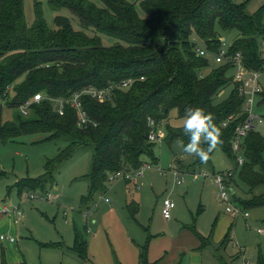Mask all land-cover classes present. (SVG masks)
Instances as JSON below:
<instances>
[{
  "label": "trees",
  "instance_id": "trees-1",
  "mask_svg": "<svg viewBox=\"0 0 264 264\" xmlns=\"http://www.w3.org/2000/svg\"><path fill=\"white\" fill-rule=\"evenodd\" d=\"M49 5L55 12L68 10L81 28L61 15L55 18V28L49 27L38 2L35 20L28 25L24 0H0V103L14 111L8 121L0 113V144L41 135L44 138L34 143H66L55 158L47 160L42 176L21 179L10 190L20 197L27 192L50 193L57 168L80 148L91 147L88 193L81 198V206L88 209L109 193L111 173L159 163L156 144L148 140L153 119L162 124L169 145L180 140L188 149L195 138L203 137L201 154L193 164L186 169L178 162L183 173L213 166L212 156L220 149L234 164L231 183L236 184L237 177L252 195L238 203L245 210L264 207L260 192L264 189V134L258 129L248 132L241 142L244 163L239 166L233 143L247 115L238 84L229 74L233 65L216 64L207 72L212 59L198 56L192 42L197 36L213 55L221 47L222 36L236 31L229 55L240 52L248 69L264 72V5L255 13H249L245 3L232 0H49ZM103 36L116 43L105 45ZM130 79L132 86L120 88ZM229 85L231 94L219 101L220 92ZM90 87L112 88V98L99 102L84 95L91 124L80 129L77 112L65 106L60 114L54 102ZM38 94L42 100L32 104L27 116L22 114L20 108ZM260 97L264 103V90ZM173 110L186 120L184 127L169 124ZM6 176L0 163V182ZM127 210L135 219L140 207L131 202ZM191 230L200 240V249L211 244L194 227ZM231 232L232 227L225 242ZM151 240L139 248L140 264H152L148 258ZM72 250L81 260L87 259L88 242L77 229ZM259 262L264 264L262 258Z\"/></svg>",
  "mask_w": 264,
  "mask_h": 264
},
{
  "label": "rangeland",
  "instance_id": "rangeland-1",
  "mask_svg": "<svg viewBox=\"0 0 264 264\" xmlns=\"http://www.w3.org/2000/svg\"><path fill=\"white\" fill-rule=\"evenodd\" d=\"M232 1L245 3L249 13H255L264 5V0ZM36 2L42 4L49 27L55 28V18L61 15L70 18L75 28H81L78 18L68 10L53 11L49 0H24L28 25L35 20ZM222 37L227 44H231L237 32L232 31ZM102 38L105 45L116 43L111 37ZM192 42L197 48H204V43L195 35ZM210 64L207 72L218 67L213 60ZM229 74L233 75L234 72ZM261 86L264 90V72L261 73ZM232 90V85H229L217 99L222 101ZM0 113L3 120L8 121L12 120L14 111L2 101ZM254 113L264 118L261 97L256 101ZM169 124L182 128L186 120L179 118L177 111L173 110ZM258 130L264 134V124ZM43 138L42 135L23 137L5 145L0 144L1 168L7 173L0 182V215L3 206L9 209L19 206L24 215L18 224L14 219L0 224V231L6 237L16 239L15 244L5 243L6 264H140L139 248L146 245L150 237V249L157 264H260V258L264 261V234L258 233L259 229L264 231V207L245 210L238 203V200H247L252 195L247 194V186L235 177L236 184L233 183L231 187L235 190L236 199L232 198L231 203L232 207L240 209L241 214L233 216L226 211L227 204L219 199V189L213 178L201 176H213L233 169L234 164L220 149L212 156L213 166L195 169L198 180L193 179L194 173H185L184 184L178 185L169 170V166L174 164L183 172L178 162L186 169L193 164L201 154L202 136L195 138L188 149L180 140H175L171 145L165 141L156 144L154 150L159 163L151 164L153 169L146 171L137 189L131 190L130 185L128 191V187L122 183L114 186L106 195L110 203L107 204L105 198L99 199L97 210L89 213L88 219L82 216L86 209L81 206V198L88 193L87 175L91 171L93 154L91 147L80 148L57 168L53 190L42 193L58 195L57 200L28 201L24 194L19 197L17 191L10 190L21 179L42 176L47 160L55 158L66 146V143H34ZM159 168L166 174H162ZM260 192L264 193V189ZM166 199L172 200L176 206L169 220L164 219L162 214ZM131 202H137L140 207L135 219L127 210ZM64 212L68 213L67 217ZM246 212L249 217H245ZM1 216L0 222L4 215ZM93 220L96 222L93 223ZM84 222L88 223L90 232L84 229ZM192 227L210 240L208 247L197 250L201 243ZM230 227L231 237L225 242ZM75 229L88 242L85 260H81L71 249L75 244ZM0 264H3L2 259Z\"/></svg>",
  "mask_w": 264,
  "mask_h": 264
},
{
  "label": "built area",
  "instance_id": "built-area-1",
  "mask_svg": "<svg viewBox=\"0 0 264 264\" xmlns=\"http://www.w3.org/2000/svg\"><path fill=\"white\" fill-rule=\"evenodd\" d=\"M196 53L200 57L211 58L215 64H225V63H232L233 65V82L238 84L239 94L244 99L243 110L247 115V119L245 122L238 126L236 129V138L233 143L234 152L238 154V165L242 166L244 163V158L241 155V142L244 138H246L248 132L255 131L259 128V126L264 124L263 116L257 115L254 113V108L256 106V101L262 94L263 88L261 86V73L260 71L250 70L248 69L244 62L243 56L240 52L236 53L234 56L229 55V44L226 43L224 39L221 40V47L216 54L211 55L208 53L204 48H196ZM261 54L264 58V42L261 45ZM141 80H144L143 78ZM134 83V80H126L123 81L120 85V88L127 89ZM112 88L104 89V90H97L93 87L88 88L85 91L74 93L68 99H60L56 100L54 103L60 114H63L65 106H70L74 109L78 114V127L80 129H86L90 124L91 121L88 117L87 112L84 110V105L82 98L84 95H89L93 99L99 102H105L107 100H111ZM42 100V95L38 94L34 97L32 101L26 102L20 110L22 114L25 116L28 115V111L33 103H38ZM94 125H96L94 123ZM226 126V124H224ZM149 126L151 128L148 136V140L151 143H162L165 140L166 133L162 128V124H157L155 120H149ZM153 166L150 163H144L139 168L134 169L131 167H125L121 170L113 172L109 175L108 178V186L112 183L117 182H126L129 184H135L137 179L144 177L146 171L152 170ZM169 170L173 174V177L178 185H183L185 182L186 175L182 171H180L174 164L169 166ZM159 171L162 174H166L165 171L159 168ZM235 172L233 170L219 172L210 176L209 174H201L202 177H212L215 185L218 187V197L221 201L227 204L226 211L231 213L233 216L241 214L240 209L237 207H232L231 200L233 197V190H232V183L231 180L234 177ZM199 177L195 173L193 177ZM26 200L28 201H55L57 200V196L47 194L42 195L39 193H25L24 194ZM105 198V202L108 204L110 200L104 196L98 198V200L91 205L90 208L86 209L82 212V216L84 218H89V213L93 212L96 208H98L99 199ZM175 203L170 200L166 199L163 204L162 214L164 219L169 220L172 216V211L175 209ZM2 214L6 217L14 218L16 224L20 223L21 219L24 217L23 212L21 211L20 207H14L9 209L7 206H3ZM64 215L67 217L68 213L64 212ZM245 217H249V214L246 212L244 213ZM258 233L264 234V231L259 229ZM0 242L1 243H15L16 239L14 237H6L5 235H0Z\"/></svg>",
  "mask_w": 264,
  "mask_h": 264
},
{
  "label": "crops",
  "instance_id": "crops-1",
  "mask_svg": "<svg viewBox=\"0 0 264 264\" xmlns=\"http://www.w3.org/2000/svg\"><path fill=\"white\" fill-rule=\"evenodd\" d=\"M178 164V163H177ZM144 177H142V178H140V179H137V181L135 182V184H127L126 182H122V181H120V182H117V183H114V184H110L109 185V192L114 188V186L115 187H117V185L120 183H122V184H124L126 187H128V191H129V186L130 185H132V187H131V190L132 189H137V186L140 184V182L139 181H141L142 179H143ZM193 179L194 180H198L199 178L198 177H193ZM16 191V190H15ZM134 191V190H133ZM19 196V195H18ZM55 196H57V198H58V195H55ZM20 197V196H19ZM134 201V200H133ZM137 203V202H136ZM109 204V203H108ZM97 210V209H96ZM2 215V214H1ZM0 215V218H2V216ZM83 218V217H82ZM11 219H14V218H12V217H4L3 216V220H1V222H0V224H2V221H9V220H11ZM83 220H84V218H83ZM12 221V220H11ZM90 221H91V219H90ZM87 222H89V221H87ZM87 222H84V229H86V231L87 232H90V230H89V228H88V223ZM96 222V220H93V223H95ZM76 230V229H75ZM0 235H4L1 231H0ZM15 244V243H14ZM5 243H1L0 242V259H2V261H3V264H6L5 263V260H4V257H5V251H4V247H5ZM200 246H201V244H200ZM200 246H198V248H197V250H200ZM72 249V248H71ZM161 254V253H160ZM148 258H149V262L150 263H155L154 262V260L156 259V258H154V256H153V254H152V252H151V249H150V246H149V254H148ZM163 259V257L162 258H160V260H159V262L161 261ZM158 262V261H157Z\"/></svg>",
  "mask_w": 264,
  "mask_h": 264
}]
</instances>
